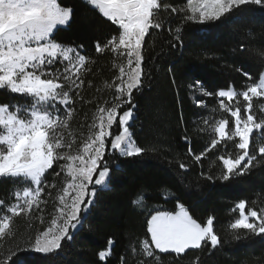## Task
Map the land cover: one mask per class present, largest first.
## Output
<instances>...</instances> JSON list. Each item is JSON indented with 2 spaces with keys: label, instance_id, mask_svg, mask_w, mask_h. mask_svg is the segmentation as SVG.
I'll return each instance as SVG.
<instances>
[{
  "label": "trees",
  "instance_id": "1",
  "mask_svg": "<svg viewBox=\"0 0 264 264\" xmlns=\"http://www.w3.org/2000/svg\"><path fill=\"white\" fill-rule=\"evenodd\" d=\"M159 2L178 11L172 12L169 7L158 14L163 26L150 29L142 48V83L139 91L133 90L135 108L129 131L136 146L144 151L138 156L123 157L109 151L108 145L105 159L110 169L109 190L97 187L83 227L73 239L62 241L61 249L52 254L17 252L25 264H121V258L124 264H264V234L231 228L238 216V203L245 202L247 210L264 208V156L252 143L248 151L256 160L243 174L240 169L247 162L240 165L236 174L225 181L222 176L226 169L220 157L242 154L236 147L238 139L221 140L211 147L217 138L215 122L227 116L220 108L217 93L229 88L243 91L264 71V9L245 5L235 13V22L201 23L186 19L192 15L187 0ZM58 3L72 9V15L66 27L54 32L53 39L63 46L80 48L89 61L84 84L78 89L80 96L73 95L75 110L69 121L71 129L79 133L85 130L114 77V58L104 45L118 35V26L84 0ZM177 28L179 40L175 39ZM97 43L104 51H96ZM201 100L204 106H197L196 101ZM242 102L246 103L239 97L241 113ZM30 103L27 95L0 88V105ZM252 103L257 118H263L260 108L264 99L254 98ZM197 155H201L199 161L195 159ZM181 164L185 167L181 168ZM63 177L58 162L54 163L45 174L48 187L42 192L40 213L12 218L10 232L0 241L2 262L44 229L38 219L46 220ZM19 181L0 178V200L4 201L0 213L14 201ZM181 204L201 224L213 218V230L221 244L212 248L210 243H204L200 249H189L179 256L155 251L154 257H147L141 242L150 240L149 216L157 209L173 212ZM109 240L113 242L111 246ZM108 247L110 255L101 260L99 253Z\"/></svg>",
  "mask_w": 264,
  "mask_h": 264
},
{
  "label": "snow or ice",
  "instance_id": "2",
  "mask_svg": "<svg viewBox=\"0 0 264 264\" xmlns=\"http://www.w3.org/2000/svg\"><path fill=\"white\" fill-rule=\"evenodd\" d=\"M86 3L98 9L104 18L118 26V35H114L104 48L126 56L127 71L125 66H120V75L116 77L120 83L115 84L113 101L108 107H98V123L91 126L94 130L84 141L77 155H68L57 151L72 148V144L63 142V135L58 129L67 128V121L72 118L75 110L72 106L73 95L79 97L78 89L84 84L81 72L89 71L85 56L76 48L62 46L53 39L58 26L69 22L72 9L62 7L58 0H0V88H7L12 93L25 94L32 98L31 108L20 109L31 117L29 119L9 112L7 105L0 106V125L3 126L0 133V176L35 185L24 189V204H18L9 211L19 215L20 212L31 209L33 204L39 207V197L44 187H48L42 186L45 173L54 163L67 161L68 163L60 167L61 171L66 169L71 178L63 187L62 194L57 197L58 215L52 218L50 225L35 235L34 239L29 240L26 247H18L2 264H8V261H12V264H25L17 252L52 254L61 249L62 241L73 239L75 232L83 227V222L87 219L97 187L100 190H109L110 169L105 159L109 141L108 150L118 152L123 157L138 156L144 151L136 146L129 131V121L133 119L135 108L132 103L133 90L139 91L142 83V48L145 37L149 35L150 29L162 28L158 14L166 11L171 5H162L158 0H86ZM245 5H257L264 9V0H188L192 15L186 19L198 20L201 23L235 22V13L242 11L241 6ZM171 11L177 12L178 9L171 7ZM179 33L180 28H177V40L180 39ZM104 48L97 43V52L104 51ZM61 64L62 68L59 66ZM249 79L251 80V77ZM217 95L220 98V108L233 118V126L230 127L227 118L218 120L214 127L217 138L212 140L211 147L215 148L221 140H233L238 137L239 143L236 147L242 150V154L235 158L220 157L226 169L222 179L227 181L230 175L236 174L235 170L246 158L247 163L240 169V174L256 160V156H249L248 151L253 134L259 133L257 139L264 141V118H257L252 103L254 98L264 97V74L259 77V82L249 83L242 92L238 93L229 88L220 90ZM240 96L246 102L243 115L239 106ZM224 98L230 103H225ZM234 100L236 104L233 108L231 102ZM196 103L197 106H204L202 100ZM125 104L132 106L120 112ZM57 105L63 106L66 115L63 121L60 119V108ZM260 111L264 112V107H261ZM114 124L119 128L118 134H114ZM258 152L264 156V142L260 143ZM201 155H197L195 159L199 161ZM180 167L184 168L185 165L181 164ZM50 187L54 188L55 185ZM16 195L20 199V193ZM3 204L4 201L0 200V205ZM178 208L175 213L157 210L147 221L150 240L141 242L143 253L147 257H154L155 250L179 256L188 249H200L204 243H210L212 248L221 244L220 238L213 230V218L210 217L206 224H201L189 215L182 204L178 205ZM237 208L240 218L231 224L232 229L242 228L252 234H264V208L260 209L259 213L256 210L246 213L245 202H240ZM250 218H254L252 222ZM9 227V217L5 215L0 219V236ZM108 243L111 246L113 242L109 240ZM109 255L108 251L99 253L101 260ZM121 264H124L123 258ZM142 264L151 262L144 261Z\"/></svg>",
  "mask_w": 264,
  "mask_h": 264
},
{
  "label": "rangeland",
  "instance_id": "3",
  "mask_svg": "<svg viewBox=\"0 0 264 264\" xmlns=\"http://www.w3.org/2000/svg\"><path fill=\"white\" fill-rule=\"evenodd\" d=\"M84 1H86V0H84ZM158 2H159V0H158ZM187 3H188V0H187ZM197 15H198V14H197ZM69 21H70V20H69ZM68 24H69V22H68L66 25H64V26H58V28L66 27ZM62 46H63V45H62ZM68 47H73V46H68ZM74 48H76L77 51H78L81 55H83V54H82V50H81L80 48H77V47H74ZM108 49L110 50V48H108ZM110 52L112 53L113 58H114V62H113V64H112V68H111V70L113 71L114 77H113L112 81H110V84H108V86H107V92L103 95L102 100H101L100 103H99L100 105H99L98 107H100V106L108 107V106L110 105V103L113 101L114 96H115V84L120 83V81L116 80V77L120 75V71H119L120 66H121V65L125 66V70L127 71V59H126V56H121L118 52L114 53V52H112L111 50H110ZM85 59H86V58H85ZM88 64H89V61L86 60L87 68H88ZM59 66L62 68V64L59 65ZM88 69H89V68H88ZM86 73H87V72H86ZM86 73H85L84 71L81 72V76H82V78H83V76L86 75ZM262 74H264V71L262 72ZM260 76H261V75H260ZM257 82H259V80H258ZM244 90H245V89H244ZM237 92H238V91H237ZM240 92H242V91H240ZM238 93H239V92H238ZM17 94H19V93H17ZM70 94H71V93H70ZM20 95H24V96H26L25 94H20ZM28 97H29V96H28ZM240 97H241V100H243L242 96H240ZM126 98H127V97H124V99H126ZM262 98L264 99V97H262ZM30 99H31V103H30V105H29V104H27V105H25V104H21V105L13 104V105H10V106L7 105V106H8V109H9V112L18 113L19 115H21L22 118H25V119H29V118H31V117H30L28 114H26L25 112L20 111V109L31 108V105H32V98L30 97ZM224 99H225V101H227L226 103H230L226 98H224ZM238 99H239V97H238ZM231 104L233 105V108H234V107H235V104H236V101H235V100L232 101ZM242 104H243V102H242ZM128 105H129V104H125L124 106L127 107ZM244 105H245V103L243 104V108H244ZM0 106H4V105H0ZM72 106H74V103H73ZM239 106H242V105H240V103H239ZM57 107L60 108L59 116H60L61 121H63L64 119H66V115H65V112H64L63 106H61V105H57ZM98 107L93 111L92 117L90 118V120H89V122L87 123V125H86V127H85V130H84L83 132L75 133V132L73 131V129H71L70 125H69V121H70V119L67 121V124H68L67 128H59V129H58V132L61 133V134L63 135V142L66 143V144H72V148H71V149L63 148V149H59V150H57L58 152H60L61 154L67 153L68 155H77V154L79 153V150H80V148L82 147L84 141L87 140L88 136H89V135L92 133V131L94 130L91 126H92L94 123H98V120H97L98 112L96 111V110L98 109ZM262 107H264V103L262 104ZM260 109H261V108H260ZM242 111H243V110H242ZM261 113H262V116H263V118H264V112L261 111ZM241 114L243 115V112H242ZM133 117H134V116H133ZM224 118L229 119L230 123L232 122V124H233V118L230 117V114H229V113H227V116H225ZM131 122H132V120L129 121V124H130ZM216 122H217V121H216ZM216 122H215V124H216ZM230 123H229V124H230ZM116 126H117V125H115V124L113 125V130L116 128ZM0 127H1V133H2V131H3V126L0 125ZM214 127H215V126H214ZM214 132H215V131H214ZM118 133H119V132H116V133H114V134H118ZM216 136H217V134H216ZM258 136H259V133H254V134H253V138H252V140H251V142H250V145H251L252 143H254V146H256L257 148H259L260 143H262V142H264V141H260V140H258V139H257ZM235 138L238 139V143H239V138H238V137H235ZM109 145H110V141H109ZM250 145H249V147H250ZM106 148H107V147H106ZM248 150H249V149H248ZM105 153H106V152H105ZM258 153H259V152H258ZM249 156H250V154H249ZM247 159H248V158H246L245 161H242V162H241V165L244 164L245 162H247ZM66 163H68V162H67V161H64V160H60V161H58L59 169L61 170L60 165H62V164H66ZM48 170H49V169H48ZM48 170H47V171H48ZM47 171H46V173H47ZM46 173H45V174H46ZM62 173H63V176H64V177H63V182H62V184H60V186H59V188H58L59 190H58V193H57V197H58V195L62 194V189H63V187H64L65 184L71 179V178L67 175V170H66V169H65L64 171H62ZM2 177H7V176H0V178H2ZM44 185H45V180L43 179V184H42V186H44ZM29 187H35V185L31 184V182H27V181L20 180V181H19V184H18V189L16 190V193H15V199H14V201H13L9 206H7V207L4 209L3 212L0 213V219H2L3 216L7 215V216L9 217V224H10L9 229H6V230H5V233H4L2 236H0V241H1V239H3V238H4V237L10 232V228H11V220H12V218L16 215V214L12 213L11 211H9V209L12 208V207H16L18 204H19V205H23V204H24L23 191H24L25 188H29ZM89 187H91V185H90ZM98 188H99V187H98ZM18 192L20 193V199H18V198H17V195H16ZM42 199H43V198H42V193H41V195H40V197H39V201H38L39 207H37V204H33V206H32L31 209L26 210V211H24V212H20V214H25V215H30V216H32L34 213H35V214L40 213V210L42 209V208H41V207H42V206H41V203L43 204V200H42ZM238 204H239V203H238ZM238 204H237V205H238ZM237 205H236V211H237V213H238V216H237V218H235V220L240 218V217H239V209L237 208ZM58 206H59V200L56 199V202H54V203L51 205L50 210H49V213L46 215V216H47V217H46L47 222H46V220H45V221L42 220V221H43L42 224H44V229H43V230H45V229L50 225L52 218L58 215V213L56 212V207H58ZM25 207H26V206H25ZM157 210H159V211H164V210H160V209H157ZM157 210H156V211H157ZM178 210H179V208L176 209L175 211H173L172 213H175V212L178 211ZM156 211H154L151 215L155 214ZM248 211H249V210H247V209L245 208V212L247 213ZM257 212L259 213V211H257ZM151 215L149 216V219H150ZM47 218H48V219H47ZM149 219H148V220H149ZM253 219H254V218H250V222H252ZM235 220L233 221V223L235 222ZM38 224H41V221H39V219H38ZM43 230H41V231H43ZM41 231H40V232H41ZM70 231H71V230H70ZM37 234H39V232H38ZM149 237H150V234H149ZM188 250H189V249H188ZM106 251L110 252V247H108ZM155 251L161 253L159 250H155ZM186 251H187V250H186ZM28 253H31V254H37V253L32 252V251H28ZM169 253H171V252H169ZM182 254H183V253H182ZM0 264H2L1 257H0Z\"/></svg>",
  "mask_w": 264,
  "mask_h": 264
}]
</instances>
